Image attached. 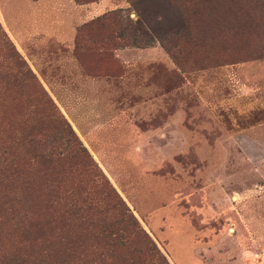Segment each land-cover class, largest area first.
<instances>
[{
    "label": "rangeland",
    "instance_id": "obj_1",
    "mask_svg": "<svg viewBox=\"0 0 264 264\" xmlns=\"http://www.w3.org/2000/svg\"><path fill=\"white\" fill-rule=\"evenodd\" d=\"M136 4L0 0L14 55L2 57L0 34V169L17 193L30 181L42 222L49 179L85 180L72 163L49 173L25 151L27 133L63 144L47 96L168 264H264V0H200V17L189 3ZM24 64L33 77L19 75ZM2 196L0 261L31 260L37 241Z\"/></svg>",
    "mask_w": 264,
    "mask_h": 264
},
{
    "label": "trees",
    "instance_id": "obj_2",
    "mask_svg": "<svg viewBox=\"0 0 264 264\" xmlns=\"http://www.w3.org/2000/svg\"><path fill=\"white\" fill-rule=\"evenodd\" d=\"M94 1L96 0H74L78 4ZM126 1L133 6L137 5L136 0ZM150 1L168 6L189 3L191 10L194 13L196 11L197 16H202V12L197 8L200 0ZM118 12L120 9L110 10L91 19L89 24L100 20L113 21ZM0 34L4 51L2 57L11 65L14 60L13 47L1 28ZM20 63L23 64L21 58ZM5 67L7 71L11 69L10 66ZM17 72L25 78L33 77L25 64L24 69L19 67ZM36 90L45 96L39 84H36ZM45 98L40 104L47 112L48 119L55 124L59 140L63 141V144L54 145V142L50 141L52 144L48 142L47 148H44L43 142L33 140L27 133L21 136L25 151L28 150L30 157L49 173H55L56 166L72 163L80 169L85 180L84 183L69 184L63 180L49 179L43 193L47 217L42 222L37 216L34 218L30 215V200L25 192L31 185L30 181L24 180L23 193H17L20 188L17 189L9 178L12 172L9 169H0V193L4 199V211L19 225L20 233L30 234V240L37 241L38 246L37 254L31 260L12 255L6 257L7 260L2 259L0 264H168L165 256L138 224L87 150L78 142L54 104L47 96ZM57 187L59 191H56ZM57 194L59 214L50 210ZM56 224H59V228L55 229ZM44 231L54 232L49 237Z\"/></svg>",
    "mask_w": 264,
    "mask_h": 264
},
{
    "label": "crops",
    "instance_id": "obj_3",
    "mask_svg": "<svg viewBox=\"0 0 264 264\" xmlns=\"http://www.w3.org/2000/svg\"><path fill=\"white\" fill-rule=\"evenodd\" d=\"M97 2H98V1H97ZM97 2L93 3V5H94V6L98 5V4H99V2H98V3H97ZM91 4H92V3H91Z\"/></svg>",
    "mask_w": 264,
    "mask_h": 264
}]
</instances>
